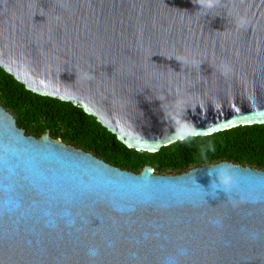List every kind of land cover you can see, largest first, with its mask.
Returning a JSON list of instances; mask_svg holds the SVG:
<instances>
[{
	"label": "water",
	"instance_id": "1",
	"mask_svg": "<svg viewBox=\"0 0 264 264\" xmlns=\"http://www.w3.org/2000/svg\"><path fill=\"white\" fill-rule=\"evenodd\" d=\"M0 67L156 153L264 124V0H0ZM0 264H264V171L136 174L0 105Z\"/></svg>",
	"mask_w": 264,
	"mask_h": 264
},
{
	"label": "trees",
	"instance_id": "2",
	"mask_svg": "<svg viewBox=\"0 0 264 264\" xmlns=\"http://www.w3.org/2000/svg\"><path fill=\"white\" fill-rule=\"evenodd\" d=\"M0 105L14 116L26 135L41 138L49 133L53 140L136 174L150 167L157 175H180L222 162L264 171V124L190 137L156 153L138 152L128 149L80 107L27 90L1 67Z\"/></svg>",
	"mask_w": 264,
	"mask_h": 264
}]
</instances>
